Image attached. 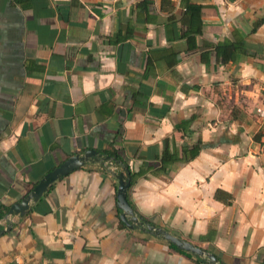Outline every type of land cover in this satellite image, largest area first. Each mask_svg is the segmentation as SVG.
<instances>
[{"label": "crops", "instance_id": "1", "mask_svg": "<svg viewBox=\"0 0 264 264\" xmlns=\"http://www.w3.org/2000/svg\"><path fill=\"white\" fill-rule=\"evenodd\" d=\"M195 142L138 177L129 205L222 264H264V0H0L6 211L87 149L112 145L135 172ZM99 165L0 218V264H195L125 226Z\"/></svg>", "mask_w": 264, "mask_h": 264}, {"label": "water", "instance_id": "2", "mask_svg": "<svg viewBox=\"0 0 264 264\" xmlns=\"http://www.w3.org/2000/svg\"><path fill=\"white\" fill-rule=\"evenodd\" d=\"M107 160V156H101V154H99L94 149H87L81 154H74L67 157L53 169L45 173L22 198L13 202L8 207L4 216L24 215V213H26L29 208V204L35 202L59 177L66 175L74 169L84 166L87 162L105 165L107 164ZM112 175L116 179L115 201L116 207L120 210L118 216L126 227H136L155 237H160L172 243L178 249L184 250L202 259L207 264H222L218 262L214 254L210 253L204 248L196 246L190 241L176 236L161 227H157L134 213L126 198V192L129 186L128 172L124 174L120 171L115 172ZM6 230H8V226L5 228H0V234Z\"/></svg>", "mask_w": 264, "mask_h": 264}, {"label": "trees", "instance_id": "3", "mask_svg": "<svg viewBox=\"0 0 264 264\" xmlns=\"http://www.w3.org/2000/svg\"><path fill=\"white\" fill-rule=\"evenodd\" d=\"M187 8H190L193 12H197L199 7L197 5H189ZM200 147L199 142H195L192 144L189 148L182 147L180 148L179 155H177L175 152L170 151L167 149V145L165 144L163 150L159 153L157 156V165L152 166H145L144 169H138L137 171L133 172L131 170V167L128 165V163L125 161V159L119 154L118 150L114 148L112 145H110L109 149H105L102 151L101 156H107V164L105 165H99L101 169H103L106 172H110L111 174L115 172H123L124 174L128 172V178H129V186L127 188L126 192V198L128 200V189L135 183L136 179L140 176H145L146 172L149 170V173L157 174V173H167L169 169V165L174 162H184L188 161L191 158H193ZM110 167L113 168L112 171H110ZM6 212V208L2 205H0V218L4 216ZM199 238H203V236H200ZM167 244L174 249L178 253H182L186 256L191 257L194 260L195 264H207L202 259L192 255L191 253H188L184 250L178 249L175 245H173L170 242H167ZM211 253V251H210Z\"/></svg>", "mask_w": 264, "mask_h": 264}]
</instances>
